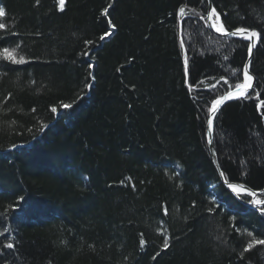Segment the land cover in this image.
<instances>
[{"label": "trees", "instance_id": "obj_1", "mask_svg": "<svg viewBox=\"0 0 264 264\" xmlns=\"http://www.w3.org/2000/svg\"><path fill=\"white\" fill-rule=\"evenodd\" d=\"M211 1L220 29L257 32L253 87L212 137L225 179L262 190L264 0ZM206 9L0 0V264H264V205L225 188L206 140L248 37L215 35Z\"/></svg>", "mask_w": 264, "mask_h": 264}, {"label": "water", "instance_id": "obj_2", "mask_svg": "<svg viewBox=\"0 0 264 264\" xmlns=\"http://www.w3.org/2000/svg\"><path fill=\"white\" fill-rule=\"evenodd\" d=\"M213 10V6H212V1L211 0H207V9H206V22H207V26L208 28L210 29V31L212 33H214L215 35H219V36H225V37H230V36H237V35H244V36H247L248 37V45L249 44H252V51L254 49V45H255V36H252L251 35V30L250 29H247V28H241V29H247L248 31L247 32H243V33H236L235 35H230L229 33H233L235 32L236 29H233V30H222L221 31H217V29H220L218 28L217 26L214 25V19L212 18V15H209L210 12H212ZM252 51H251V54H249V50L247 49V55H246V59L244 61V64H243V72L245 73V71L248 72V74L252 77L251 79V86L248 87V88H244V85L249 83V81L245 82L244 79L243 81L238 84L240 85V87L238 88L237 86H235L234 88L230 89V90H227L226 92H224L222 95H220L217 99H222L223 97H226V96H229V94H231L230 98L228 99H225L223 100V102L225 101H228V100H231V99H235L240 95L241 92H244V94H248L252 87H253V84L255 82V76L254 74L250 71V63H251V58H252ZM245 64H248L249 67L247 70H245L244 68V65ZM222 102V103H223ZM221 103V104H222ZM220 107V106H219ZM215 114L213 115V118H214ZM212 123H213V120H212ZM206 140H207V145H208V149H209V152H210V155H211V159H212V163L218 173V175L220 176V178L223 180L224 184L231 189V185H234V183H228L224 180L223 176H222V173H221V169H220V166H219V163H218V160H217V156H216V152L214 150V146H213V137H212V125L209 126L208 124V120H207V128H206ZM241 187L249 190L250 192H252L253 194V198H252V202L257 206V205H260V203L258 202H254V195L258 192V191H254L244 185H241Z\"/></svg>", "mask_w": 264, "mask_h": 264}, {"label": "snow or ice", "instance_id": "obj_3", "mask_svg": "<svg viewBox=\"0 0 264 264\" xmlns=\"http://www.w3.org/2000/svg\"><path fill=\"white\" fill-rule=\"evenodd\" d=\"M61 3H63V0H61ZM0 11H2V10H0ZM105 11H107V10H105ZM214 13H215V9H213L212 12L209 13V15H212ZM217 31H221V29H217ZM247 31H248L247 29L236 28L235 32L229 33V34L230 35H235L236 33H243V32H247ZM108 35H109V33H107V32L104 33V36H108ZM251 35L252 36H256L257 35V32L255 30H253L251 32ZM101 39H104V37L102 36ZM248 50H249V54H251L252 44H249L248 45ZM86 54L87 53H85V55ZM89 67H92V65L90 64ZM248 67H249L248 64H245L244 65L245 70H247ZM244 76H245V79L247 81H249V83H247V84L244 85V88L246 89V88H248V87L251 86L250 82H251L252 77L248 74L247 71H245ZM237 87L239 88L240 85H237ZM240 95L243 96L244 95V92H241ZM230 96H231V94H229V96L223 97L222 99H216V100H213L212 101V106L207 110V112H208L207 119H208L209 126L212 125L213 115L218 111V108L221 105V103L223 102V100L230 98ZM61 108L68 109V108H71V105L70 104H62L61 105ZM56 111H57L56 108H52V112H56ZM259 203H264V202H259ZM255 243L256 244H264V240H256ZM165 247H167V244H165ZM251 247H252V245L249 244L248 247L245 248V251H248Z\"/></svg>", "mask_w": 264, "mask_h": 264}, {"label": "bare ground", "instance_id": "obj_4", "mask_svg": "<svg viewBox=\"0 0 264 264\" xmlns=\"http://www.w3.org/2000/svg\"><path fill=\"white\" fill-rule=\"evenodd\" d=\"M218 15H217V13H216V11H215V13L214 14H212V18L214 19V18H218L217 17ZM216 21V19H214V22ZM214 25L215 26H217L218 27V23H214ZM110 30L111 31H113V27H110ZM108 33H109V35H111V32L110 31H108ZM217 36H219V35H217ZM104 37V39H101V42H103L108 36H103ZM229 37V36H228ZM244 81L245 82H247V80L245 79V76H244ZM246 94H244L243 96H245ZM239 97H242V96H239ZM221 106V105H220ZM214 119V118H213ZM208 120V119H207ZM206 128H207V124H206ZM221 173H222V170H221ZM219 176V175H218ZM222 176H223V173H222ZM219 178H220V176H219ZM223 178H224V180L226 181V182H228V183H234V185H231V189L230 188H228L225 184H224V182H223V180L220 178V180H221V182H222V184L225 186V188L233 195V196H235L236 198L238 197V193H240V192H245V193H247L248 195H249V197L252 199L253 198V194H252V192H250L249 190H247V189H245V188H243V187H241V185H244V186H246V187H248L247 185H245L244 183H242V182H232V181H227L226 179H225V177L223 176ZM248 188H250V187H248ZM250 189H252V188H250ZM252 190H254V191H258L255 195H254V198L255 197H257V194L260 192V191H263L264 190V188H262V190H255V189H252ZM251 202V201H250ZM250 202L249 203H246L247 205L246 206H248V207H252V205L250 204ZM259 202H264V200H262V201H258V203ZM262 205H264V203H260V205H257V207L259 206H262Z\"/></svg>", "mask_w": 264, "mask_h": 264}, {"label": "rangeland", "instance_id": "obj_5", "mask_svg": "<svg viewBox=\"0 0 264 264\" xmlns=\"http://www.w3.org/2000/svg\"><path fill=\"white\" fill-rule=\"evenodd\" d=\"M206 18V17H205ZM217 21V22H216ZM216 23H218V20L216 19ZM219 24V23H218ZM220 27V26H219ZM233 30V29H232ZM231 31V30H230ZM255 41H256V39H255ZM20 61V60H19ZM243 78H244V72H243ZM243 81V80H242Z\"/></svg>", "mask_w": 264, "mask_h": 264}]
</instances>
